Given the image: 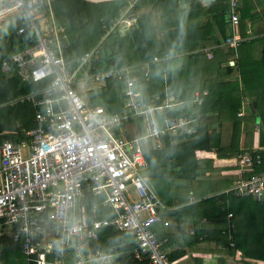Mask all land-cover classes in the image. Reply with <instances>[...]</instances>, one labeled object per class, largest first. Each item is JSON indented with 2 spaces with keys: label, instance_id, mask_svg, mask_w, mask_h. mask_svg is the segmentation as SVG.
I'll return each instance as SVG.
<instances>
[{
  "label": "trees",
  "instance_id": "trees-1",
  "mask_svg": "<svg viewBox=\"0 0 264 264\" xmlns=\"http://www.w3.org/2000/svg\"><path fill=\"white\" fill-rule=\"evenodd\" d=\"M130 1L51 0V8L55 20H64L66 34L75 35L71 43L66 42L61 49L67 68L74 70L77 59L97 51L84 65L87 77L92 81L90 76L109 73L105 88L113 93L117 90L122 95L117 102L98 95L101 105H97L94 98L98 89L88 91L86 100L92 107H105L111 112L123 108L126 69L133 72L130 77L137 78L135 86L141 89L143 101L162 95L166 90L169 99L184 104L182 110L166 109L157 115L158 125L164 117H186L192 121L190 133L163 136L159 150L150 140L142 143L146 164L144 178L151 192L165 206L159 211L161 221L148 228L159 243L158 250L165 253L170 264H175L187 251L210 242L214 230L218 237L213 240L226 259L239 252L246 259L264 262V204L251 196L238 195L233 189L234 182L245 179L248 174L239 172L242 154L259 157L260 164H254L250 173L264 171V0H235L234 3L232 0H137L131 7V15L135 18L132 25L106 34L108 28L105 30L103 26L107 27ZM141 7L145 12L138 15L136 12ZM232 15L237 18L236 25L231 21ZM153 17L157 19L156 27L152 25ZM12 23L14 27L8 29L9 34L0 33V68L3 61L34 44L35 34L31 29L18 34L15 29L22 22L14 18ZM3 26L1 23L0 29ZM235 29L237 43L231 48L225 41ZM252 43L261 45L257 57ZM207 47L210 49L202 51ZM218 48H223L225 55L228 52L226 56L231 60H215L212 51ZM165 55L166 60L152 62L154 57ZM144 66L148 68L146 78L140 72ZM32 89L33 86L20 75H5L0 71V141L23 139L19 131L34 128L36 108L32 103L6 105L8 100ZM243 112L245 116L238 118ZM241 122L248 124L249 131L260 127L257 150L239 149ZM136 123L141 130L140 122ZM223 123L230 125L224 137L215 127ZM224 141H227L226 149L222 146ZM212 151L217 156L228 152L226 159L237 156L236 174L226 182V186L230 184L228 189L202 195V199L191 203L190 194L176 201L169 198L171 192H166L169 184L185 182L190 189L199 177H210L214 172L213 164L208 160L211 167L205 166L206 160L198 158L197 153ZM102 199V196L93 197L86 192L77 204L78 216L85 217L90 231L96 235L95 239H87L82 253L85 264H101L94 260L96 256L109 253L112 261L108 264H152L151 252L138 250L133 232L112 224L93 229L94 222L117 219L113 208L100 204ZM164 220H169L166 227L162 224ZM216 227L219 229H214ZM6 232L0 230V264H36ZM260 241L262 243L258 244ZM173 247L177 250H172ZM46 259L47 264L60 262L53 254H46ZM223 263L221 258L220 264Z\"/></svg>",
  "mask_w": 264,
  "mask_h": 264
},
{
  "label": "built area",
  "instance_id": "built-area-1",
  "mask_svg": "<svg viewBox=\"0 0 264 264\" xmlns=\"http://www.w3.org/2000/svg\"><path fill=\"white\" fill-rule=\"evenodd\" d=\"M42 17L49 19V26L40 20ZM14 18L22 22L15 32L22 34L31 29L34 44L3 61L0 71L18 74L33 86L13 103L30 102L36 111L34 128L19 131L23 139L0 141V230L11 234L13 243L20 244L24 255L36 264H47L46 254L55 255L59 264H85L82 253L87 239H95L96 235L76 209L87 192L93 197L102 196L100 204L117 213L115 220L94 222L93 229L112 224L133 232L138 250L151 252L152 264H170L148 229L161 221L159 211L165 206L144 178L142 143L150 140L159 150L163 136L190 133L192 121L186 117H164L161 125L156 121L164 110H182L184 104L169 99L166 90L143 101L141 89L135 86L137 78L130 77L133 72L125 69L123 108L111 112L105 107H92L79 95L78 75L85 73V63L97 51L77 59L74 70L67 68L51 0H0V24ZM134 20L129 6L103 29L108 28V34L118 27L129 28ZM231 21L236 25L235 15ZM236 37L235 29L226 45L235 47ZM166 59L167 55L154 57L152 62ZM141 70L146 78L148 68ZM90 77L99 83L110 74ZM252 156L239 157V172L248 174L235 181L233 189L238 195L251 196L264 204V171L250 173L254 164H260L258 155ZM162 222L168 226L167 220ZM94 260L108 264L112 254Z\"/></svg>",
  "mask_w": 264,
  "mask_h": 264
},
{
  "label": "crops",
  "instance_id": "crops-1",
  "mask_svg": "<svg viewBox=\"0 0 264 264\" xmlns=\"http://www.w3.org/2000/svg\"><path fill=\"white\" fill-rule=\"evenodd\" d=\"M105 1H108V0H90V2H105ZM136 1L137 0H131L130 2H128V7H132L136 4ZM183 5L184 4H181L180 7L183 8ZM132 11V10H131ZM133 12V11H132ZM145 10L143 7L139 8L138 12V15L141 14V13H144ZM42 22H45L48 26H49V19L47 17H42L40 19ZM156 17H153V21H152V25L154 27H156ZM5 23V22H3ZM57 23V22H56ZM60 35H61V39H62V43L66 44V42L68 44L71 43V41L74 39L75 35L72 37V35H67L66 32H65V29L64 31H60ZM157 35H159V32H157ZM67 45V44H66ZM209 50L210 47H207L205 50H202V51H206V50ZM226 55H228V52L226 53ZM254 56L257 57L258 56V53L257 51L254 52ZM229 57L227 56V59L228 60ZM231 64V63H230ZM85 70V68H84ZM79 83L83 82V81H86V80H90V78L87 77V73L85 71L84 74H81L79 73ZM92 82L96 83L95 81H93L92 79ZM79 91V89H78ZM260 92V91H259ZM88 91H86L84 94H85V97H82V99L86 100V95H87ZM262 93V92H261ZM16 98H12L10 100L7 101L6 105L8 106H11L13 107L14 105H16L17 103H13V100H15ZM21 104V103H19ZM5 106V105H4ZM245 115H244V112H243V115L238 117V118H243ZM230 126L228 125L227 123H223L222 125L221 124H217L215 127L221 132L223 133L222 136L224 137L226 131H227V127ZM255 126V125H254ZM133 127H126V129L132 131ZM213 128V127H212ZM211 128V129H212ZM254 131H249L250 130V127L248 126V124L246 122H241L240 126H239V145H240V148L241 150H257L258 149V139H259V132H260V127H254L253 128ZM227 134H231L230 131L227 133ZM223 147H225V149L227 148V141H224V144L222 145ZM229 153L228 152H222L221 153V156H217L216 152L215 151H212V153H206V152H198L197 153V157L200 158V159H205L206 162H205V166H208L210 165L209 163V158L211 159H215V161L217 162L216 164H213L214 167H212L214 169V172L212 173L213 174V180L210 182V186L213 187L214 186V183L216 182L217 180V174L222 177V174H225V173H218L216 170L217 169H220V166L223 167L224 170H227L229 172H232L233 175L236 174V157L233 158V159H226L228 156ZM211 167V165H210ZM227 171H224V172H227ZM216 174V175H215ZM217 177V178H216ZM222 180L225 182V178H222ZM180 184H183L182 182H174L173 184H169V187L171 188H177L179 189V192L176 194V190H173L172 193H173V198H175V201L178 200V199H183V196L184 195H181V189H180ZM216 184L222 186L219 190H225V188H228L230 186V184H228L226 187H225V183H223L222 181H219L218 183L216 182ZM195 190H196V193L197 195H192L190 194V200L189 202H193V201H199L200 199H202V195H206L209 193V191L207 190V188L201 186V185H197L195 187ZM197 199H194V197H197ZM201 196V197H200ZM169 221V220H168ZM228 228V226H227ZM170 229L173 231L174 228L172 227L171 223H170ZM213 229V228H212ZM211 229V230H212ZM214 229H219V227H216ZM217 231H214L212 232V240L210 242H207V243H202L199 247L195 248L194 250H189L186 252V254L182 257H180L179 259L176 260L175 264H220L221 263V258H223L224 260V263L223 264H264L263 261H257V260H250V259H246L245 257H243L239 252H236L234 257H228L227 256V259L225 257V254L223 252V250H219V246L215 244L214 240L213 239H216L218 237V234L216 233ZM262 241H260L258 244H261ZM171 250V248H170ZM172 250H177V247H173Z\"/></svg>",
  "mask_w": 264,
  "mask_h": 264
},
{
  "label": "rangeland",
  "instance_id": "rangeland-1",
  "mask_svg": "<svg viewBox=\"0 0 264 264\" xmlns=\"http://www.w3.org/2000/svg\"><path fill=\"white\" fill-rule=\"evenodd\" d=\"M142 5V3H141ZM56 22H57V28L58 30L60 31H64V29L66 28L65 27V23H64V20L63 19H56ZM200 25V24H198ZM12 26L14 27V24L12 23V21H9V22H6L4 23V26L0 29L2 32H0L2 35H6V34H9L10 32H8L9 30L8 29H12ZM50 28L48 29V31L50 32ZM4 32V33H3ZM252 49L254 51H260V48H261V45L258 44V43H252ZM212 53H214L215 55V60H225L227 59V56L225 55V52L223 50V48H218V49H213ZM231 59H228V61H230ZM232 76V75H231ZM101 86H104L101 87ZM105 82L104 81H101L99 83H94L92 82L91 80H86V81H83L81 83L78 84V89H79V95L82 96V97H85V92L86 91H91V90H96L98 89L96 92H95V98H94V103L97 104V105H101L100 103V98L98 95L101 96V98H109V99H113L115 102L118 101V99L122 96L117 90H115L116 92H111V91H108L107 88H105ZM246 109V108H245ZM249 118V117H248ZM208 159L210 160V162L212 164H216L217 162L215 161V159H211L208 157ZM218 173H225V174H222V177H220L218 174L216 175L217 177V180L216 182L218 183L219 181H222L223 183H225V187H226V182L228 180H230L233 176V173L232 172H229L227 170H224L222 166H220V169H217L216 170ZM224 171H227V172H224ZM208 175L206 176H202V177H199L195 182H192L191 186H190V189H189V186L187 187V183L185 182H182L183 184H180V191H181V195H189V194H193V195H197L196 193V190H195V187L197 185H201L205 188H207V190L209 191V193H212V192H216L218 191L222 186L216 184V182L214 183V186L211 187L210 186V182L213 180V174L210 175V177H207ZM222 178H226L225 179V182L222 180ZM165 187V186H164ZM193 187V188H192ZM167 190L166 192L169 193L168 197H172L173 198V193L172 191L173 190H176L177 188H170L169 186L166 187ZM228 189V188H227ZM179 192V189L176 190V194Z\"/></svg>",
  "mask_w": 264,
  "mask_h": 264
},
{
  "label": "water",
  "instance_id": "water-1",
  "mask_svg": "<svg viewBox=\"0 0 264 264\" xmlns=\"http://www.w3.org/2000/svg\"><path fill=\"white\" fill-rule=\"evenodd\" d=\"M120 62H121V61H120ZM120 62H119V63H120Z\"/></svg>",
  "mask_w": 264,
  "mask_h": 264
}]
</instances>
